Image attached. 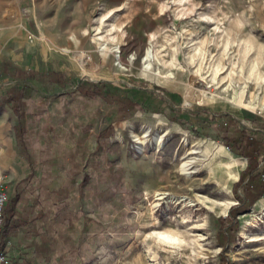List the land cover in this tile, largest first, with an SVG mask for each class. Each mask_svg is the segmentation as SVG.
I'll return each instance as SVG.
<instances>
[{
  "label": "rangeland",
  "instance_id": "1",
  "mask_svg": "<svg viewBox=\"0 0 264 264\" xmlns=\"http://www.w3.org/2000/svg\"><path fill=\"white\" fill-rule=\"evenodd\" d=\"M0 72V97L24 102L22 120L0 106L5 192L26 220L8 260L264 264V193L245 198L247 158L223 140L264 138V0H0Z\"/></svg>",
  "mask_w": 264,
  "mask_h": 264
},
{
  "label": "trees",
  "instance_id": "2",
  "mask_svg": "<svg viewBox=\"0 0 264 264\" xmlns=\"http://www.w3.org/2000/svg\"><path fill=\"white\" fill-rule=\"evenodd\" d=\"M0 72V76H1ZM28 87L24 84L23 89ZM23 96L21 95V90L17 86H12L8 88L5 93L0 97V106L4 104H9L13 112L18 116L19 119H23L24 116V102H22ZM22 102V103H21ZM128 103L132 106L140 105V103L128 100ZM222 118H231L229 114H225ZM224 129V128H223ZM227 130V131H226ZM18 135V143L21 144L20 129L15 127ZM223 140L228 148H231L235 153L247 158V165L244 170L241 171L239 180L236 182L237 187H241L245 198L249 200H255L261 197L264 193V163L261 168H258L260 164V157L264 154V138L260 132L249 133L244 129H238L234 131L232 137L228 135V129H224ZM240 199L241 197L237 195ZM16 197H9L6 200L5 205L2 209V224L0 230V251L4 250L6 237L9 234L16 233V226L26 223V220H21L18 218L19 222L14 221L15 216V206ZM235 208L231 209L232 213ZM20 259V258H19ZM19 259L10 261L7 259V263L3 264H24ZM27 264H30L27 261Z\"/></svg>",
  "mask_w": 264,
  "mask_h": 264
},
{
  "label": "bare ground",
  "instance_id": "3",
  "mask_svg": "<svg viewBox=\"0 0 264 264\" xmlns=\"http://www.w3.org/2000/svg\"><path fill=\"white\" fill-rule=\"evenodd\" d=\"M224 46H225V42H224ZM227 46V45H226ZM256 50V49H255ZM78 52V51H77ZM76 52V53H77ZM246 54V53H245ZM79 55V53H78ZM151 58H152V49L150 46H147L144 50V54L142 56V62H145L146 63V67H150V61H151ZM75 59V58H74ZM78 59H79V62L81 63V65L84 64V57L82 56V53L81 55L78 56ZM77 60V59H76ZM253 72V71H252ZM194 78V77H193ZM254 78V77H253ZM256 78V76H255ZM254 78V79H255ZM194 80L196 81L195 82V85L197 86V95L198 96H201L203 94V92L206 90V89H209L210 91H212V87H213V84L212 83H209L207 84L203 78L201 77H198L194 78ZM262 82V81H260ZM191 83V82H190ZM189 83V84H190ZM214 83H217L214 81ZM243 83V82H242ZM191 86V85H190ZM229 88V87H228ZM194 90V89H193ZM226 90V89H225ZM194 93V92H193ZM201 99V98H199ZM198 99V100H199ZM147 133L145 132L141 137H145ZM161 137L162 135H156L154 137V141L155 143L157 144V146H161L162 144V140H161ZM136 142L138 144H141L143 143V139H141L140 137H136ZM186 142V141H185ZM154 143V142H153ZM139 149H141L140 145L138 146ZM197 150H195L194 148L191 149L190 151H188L185 156H183V161L181 162V164L179 165V169L181 171L182 174H190L191 172L195 171L194 169L192 170L191 168L193 167V163H195L197 161V157L195 155H193L194 153H196ZM235 167V165H231V164H228L224 170H219L218 173H217V178L219 180V182H221L225 177H226V173L227 172H232L233 168ZM207 169V175L210 176V169L208 168H205ZM233 174V173H232ZM233 176L236 178L237 177V173L233 174ZM157 195V199H161L164 197V194L165 192H160V191H157L155 193ZM167 194V193H166ZM183 199V197H181ZM180 198V199H181ZM157 236H159L162 240V242L166 243V244H175L176 242L179 244V242L177 241V237L172 234V233H166V232H156ZM171 246V245H170Z\"/></svg>",
  "mask_w": 264,
  "mask_h": 264
},
{
  "label": "built area",
  "instance_id": "4",
  "mask_svg": "<svg viewBox=\"0 0 264 264\" xmlns=\"http://www.w3.org/2000/svg\"><path fill=\"white\" fill-rule=\"evenodd\" d=\"M5 175L0 170V230H1V224H2V209L3 206L6 203L7 195L5 192ZM7 263V258L4 254V251H0V264Z\"/></svg>",
  "mask_w": 264,
  "mask_h": 264
},
{
  "label": "crops",
  "instance_id": "5",
  "mask_svg": "<svg viewBox=\"0 0 264 264\" xmlns=\"http://www.w3.org/2000/svg\"><path fill=\"white\" fill-rule=\"evenodd\" d=\"M10 157V156H9ZM3 166V165H2Z\"/></svg>",
  "mask_w": 264,
  "mask_h": 264
}]
</instances>
